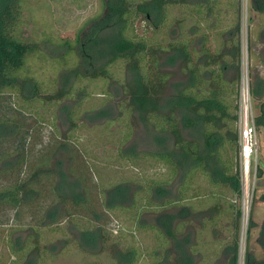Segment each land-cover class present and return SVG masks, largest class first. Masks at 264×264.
Masks as SVG:
<instances>
[{
  "label": "trees",
  "instance_id": "trees-1",
  "mask_svg": "<svg viewBox=\"0 0 264 264\" xmlns=\"http://www.w3.org/2000/svg\"><path fill=\"white\" fill-rule=\"evenodd\" d=\"M28 1L0 0V99L17 95L29 102L41 95L40 86L30 84L33 78H21V71L39 52L37 44L27 43L22 37ZM237 1L223 5L221 0H102L104 13L91 26V33L101 36L104 30L115 26L121 51L88 76L80 73L81 62L71 72L76 80L83 77L107 82L114 78L112 68L121 63L130 73L132 79L121 84L125 102L120 108L128 113L133 125L126 126L120 145L127 143V146L119 155L141 176L144 185L132 191L127 182L108 187L103 180L99 183L102 207L110 213L115 230L104 226L83 231L81 239L85 247L95 249L100 243L103 253L112 241L117 244L118 237L114 235L122 233L124 227L117 223L113 213L132 210L133 231L154 232L156 247L149 254H144L149 250L143 246L141 254L133 247L112 248L119 264H136L142 255L153 258L152 264H238L242 211L231 199L242 197L237 127L242 80V8ZM182 9L183 16H174L175 11ZM227 15L232 19L229 27L222 23ZM137 21L146 24L150 37L137 33ZM200 23L207 25L204 32L198 27ZM211 37L214 42L218 40L215 47L211 46ZM231 68L235 73L227 79ZM27 90L31 94H26ZM72 91L62 88L45 100L62 102ZM259 109L257 121L264 125V102ZM105 111L96 115L104 116ZM34 126L39 127L40 133L45 131L37 147H45L57 137L52 125L38 120ZM142 126L153 138L155 151L137 149ZM35 128L18 141L24 151L33 142L31 133ZM17 132V123L0 120V145ZM230 151L234 156H229ZM6 157H0V165ZM157 165L163 171H157ZM59 166L58 160L56 172H47L57 178L51 184L53 198L49 205H52L42 216L57 225L63 219L73 221L83 217L81 212L87 202L84 193L73 197L64 193L68 180ZM86 167L87 177L92 180L95 169ZM98 175L102 178L100 172ZM199 176L207 180L209 187L196 185ZM18 181L0 187V206L20 207L29 203L28 197L35 192H28V184ZM75 185L77 190L80 185L76 182ZM209 204L211 207L206 208ZM60 205L64 206L62 212ZM148 211L154 215L143 218L150 214ZM193 218H200L199 231L190 228ZM224 221L229 223L223 224ZM205 231L211 238L201 241ZM225 232L231 236L228 242L223 240ZM9 239L14 261L11 264L22 262L21 237ZM247 255L246 264H254L252 256L248 252ZM26 264L39 263L28 259Z\"/></svg>",
  "mask_w": 264,
  "mask_h": 264
},
{
  "label": "rangeland",
  "instance_id": "rangeland-1",
  "mask_svg": "<svg viewBox=\"0 0 264 264\" xmlns=\"http://www.w3.org/2000/svg\"><path fill=\"white\" fill-rule=\"evenodd\" d=\"M227 1L230 0H221L223 5ZM239 2L242 8L243 53L239 120L246 105L249 107L250 123L257 130L258 154L257 160L251 161L249 187L242 179V197L231 199L242 211L238 264H246L247 252L252 256L254 264H258L264 261V125L262 121H257L259 106L264 102V0ZM27 7L24 12L25 23L21 27L22 37L27 43L37 44L39 52L21 71V78H33L30 84L39 85L41 95L37 100L29 102L17 95L12 99L9 95L0 99V120L18 124L17 134L1 141L0 157H7L0 165V187L21 179L28 184V192L34 190L35 193L28 197L29 203L20 207L0 206V264L14 262L11 261L12 243L9 238L17 237H21L23 242L24 258L22 262H15L16 264H26L28 259L39 264H119L118 258L111 252L113 249L133 247L141 254L142 246L149 250L144 254H149L156 247L154 232L136 234L133 231L132 210L131 213L123 210L113 213L117 223L124 229L122 233H114L118 237L117 244L112 241L103 253L100 243L93 249L85 247L81 239V233L85 230L104 226L110 230L114 228V222H110V213L102 207L103 197L97 190L102 180L106 187L127 182L132 191L144 185L141 176L136 175L138 173L119 155L127 146V143L120 145L123 133L126 126L132 123L128 113L120 108L125 102L121 84L132 79L130 73H127L121 63L112 68L114 78L107 82L83 77L76 80L75 73L71 72L81 62L80 73L88 76L118 54L121 51V44L117 39L118 28L111 26L101 36L100 33L98 36L91 33V26L97 24L104 13L102 0H29ZM184 14V9L174 12V16ZM227 16L222 22L225 27H229L232 21L231 16ZM198 27L204 32L207 25L200 23ZM135 28L138 34L151 36V31L147 30L144 22L137 21ZM211 40V46L215 47L218 40L214 42V37ZM234 73L233 68L229 69L226 78L231 79ZM179 78L183 81L182 75ZM62 88L73 90L65 100L51 103L45 100ZM30 92L31 90H27L26 94H31ZM253 92L260 99L255 98ZM103 110H106L104 116L96 115ZM38 120L48 126L52 125L57 135L45 147H37L45 133H40L39 127L35 128ZM136 120L134 117L135 123ZM237 127L238 166L241 175L239 124ZM33 128V142L28 143L27 146H30L24 151L18 141L26 137ZM136 144L138 150H156V144L146 127L139 132ZM229 156H234V152L230 151ZM58 160L61 162L59 168L67 175L68 180V184L64 185V193L72 197L81 193L87 196L86 208L81 212L83 217L73 221L63 219L59 225L51 224L42 217L46 208L52 205H49L53 198L51 184L57 178L47 172H56ZM86 166L95 169L92 180L87 177ZM155 168L163 171L160 165ZM99 172L102 178L99 177ZM134 179H139V182ZM75 182L80 185L77 190ZM196 185L209 187L202 176L197 178ZM210 204L206 208L211 207ZM63 207L60 205L61 212ZM148 212L150 214L146 213L143 218L154 215L152 211ZM57 217L59 218V212ZM222 223L227 225L229 221ZM190 228L192 231H199L200 218H193ZM222 236L225 242L231 239L228 232ZM210 238L211 234L205 231L201 241ZM152 259L142 255L136 264H152Z\"/></svg>",
  "mask_w": 264,
  "mask_h": 264
},
{
  "label": "built area",
  "instance_id": "built-area-1",
  "mask_svg": "<svg viewBox=\"0 0 264 264\" xmlns=\"http://www.w3.org/2000/svg\"><path fill=\"white\" fill-rule=\"evenodd\" d=\"M240 129V155H241V181L244 179L249 187L251 175V161L257 160L258 139L257 130L254 124L250 123L249 107L244 106V110L239 120ZM257 171V169H256ZM249 190V189H247Z\"/></svg>",
  "mask_w": 264,
  "mask_h": 264
}]
</instances>
